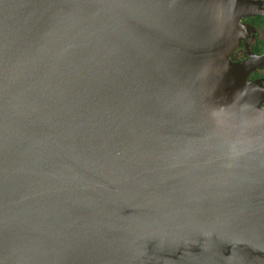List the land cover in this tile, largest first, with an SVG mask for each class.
<instances>
[{"label": "water", "instance_id": "95a60500", "mask_svg": "<svg viewBox=\"0 0 264 264\" xmlns=\"http://www.w3.org/2000/svg\"><path fill=\"white\" fill-rule=\"evenodd\" d=\"M251 0H0V264H264Z\"/></svg>", "mask_w": 264, "mask_h": 264}, {"label": "flooded vegetation", "instance_id": "af4514ba", "mask_svg": "<svg viewBox=\"0 0 264 264\" xmlns=\"http://www.w3.org/2000/svg\"><path fill=\"white\" fill-rule=\"evenodd\" d=\"M264 8V0H251ZM241 23L249 26L240 37L239 45L231 57L234 62H240L249 57L248 52L254 55L264 53V15L248 14L240 19ZM251 80H259L264 87V65L249 75ZM264 105V102H263Z\"/></svg>", "mask_w": 264, "mask_h": 264}]
</instances>
